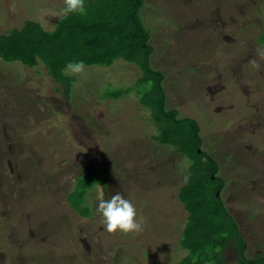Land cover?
<instances>
[{
  "label": "rangeland",
  "instance_id": "rangeland-1",
  "mask_svg": "<svg viewBox=\"0 0 264 264\" xmlns=\"http://www.w3.org/2000/svg\"><path fill=\"white\" fill-rule=\"evenodd\" d=\"M63 6L0 0V33L26 19L52 30ZM142 15L150 65L164 73L165 109L196 120L245 255L264 254V0H143ZM65 73L75 76L69 98L43 66L0 58V264L177 263L187 253L178 192L190 161L153 139L156 121L135 90L102 97L134 85L140 69L118 58ZM210 167L203 160V193L219 184ZM91 170L100 176L85 190L88 209H76ZM113 191L133 203L142 231L103 230L89 202ZM223 257L235 264L237 250Z\"/></svg>",
  "mask_w": 264,
  "mask_h": 264
},
{
  "label": "trees",
  "instance_id": "trees-1",
  "mask_svg": "<svg viewBox=\"0 0 264 264\" xmlns=\"http://www.w3.org/2000/svg\"><path fill=\"white\" fill-rule=\"evenodd\" d=\"M86 8L84 16H62L52 30L45 29L38 21L26 19L20 27L0 33V58L28 67L43 66L55 83V89L60 90L62 86L67 98L75 81V76L65 73L67 67L110 66L118 58L134 64L140 69L136 83L114 87L102 97L115 99L135 90L139 102L156 121L157 134L153 139L175 147L190 161L187 179L178 192L179 201L188 211L179 238L180 246L187 253L174 264H230L223 257V252L230 247L237 250L235 264H264L262 253L253 257L245 255V240L239 226L223 200L215 194L223 188L224 181L215 175L216 161L200 149L198 123L191 117H178L176 109H165L164 73L150 65L152 30L143 20V0H86ZM203 160L211 162L210 174L213 179H219L211 193H203L199 187ZM86 174L90 177L80 180V186L84 185L77 195L81 202L72 204L76 209H82L81 203L88 209L84 204L85 190L88 191L100 176L95 170Z\"/></svg>",
  "mask_w": 264,
  "mask_h": 264
},
{
  "label": "clouds",
  "instance_id": "clouds-1",
  "mask_svg": "<svg viewBox=\"0 0 264 264\" xmlns=\"http://www.w3.org/2000/svg\"><path fill=\"white\" fill-rule=\"evenodd\" d=\"M69 14L86 15V0H64L60 15L66 18ZM89 203L92 211L100 215L103 230L107 233L119 231L127 234L142 231V225L136 218L135 206L121 192L113 191L106 199L103 196V192H100Z\"/></svg>",
  "mask_w": 264,
  "mask_h": 264
},
{
  "label": "water",
  "instance_id": "water-1",
  "mask_svg": "<svg viewBox=\"0 0 264 264\" xmlns=\"http://www.w3.org/2000/svg\"><path fill=\"white\" fill-rule=\"evenodd\" d=\"M213 177V176H212ZM219 191L216 192V195H218Z\"/></svg>",
  "mask_w": 264,
  "mask_h": 264
}]
</instances>
